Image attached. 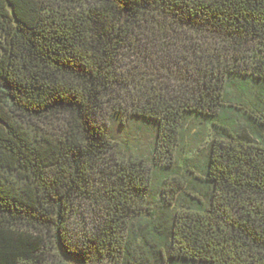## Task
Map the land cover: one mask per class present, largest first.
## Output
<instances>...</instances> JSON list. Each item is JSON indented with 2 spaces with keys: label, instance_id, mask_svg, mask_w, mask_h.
<instances>
[{
  "label": "trees",
  "instance_id": "1",
  "mask_svg": "<svg viewBox=\"0 0 264 264\" xmlns=\"http://www.w3.org/2000/svg\"><path fill=\"white\" fill-rule=\"evenodd\" d=\"M0 264H264V0H0Z\"/></svg>",
  "mask_w": 264,
  "mask_h": 264
},
{
  "label": "rangeland",
  "instance_id": "2",
  "mask_svg": "<svg viewBox=\"0 0 264 264\" xmlns=\"http://www.w3.org/2000/svg\"><path fill=\"white\" fill-rule=\"evenodd\" d=\"M111 130L123 144L127 143L130 147H136L137 151L142 155H150L152 151V139L149 133L141 131L136 125H131L130 128L124 130L113 125Z\"/></svg>",
  "mask_w": 264,
  "mask_h": 264
}]
</instances>
